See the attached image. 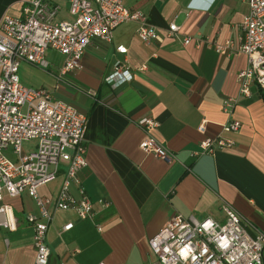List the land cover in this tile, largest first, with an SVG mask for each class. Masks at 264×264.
Masks as SVG:
<instances>
[{"label": "crops", "instance_id": "0c3cea01", "mask_svg": "<svg viewBox=\"0 0 264 264\" xmlns=\"http://www.w3.org/2000/svg\"><path fill=\"white\" fill-rule=\"evenodd\" d=\"M49 1L60 6L58 20L72 19L69 0ZM21 5V0H0V20L6 14L19 16ZM125 5L141 11L162 34L174 22L183 35L197 40L184 44L179 38L164 37L145 44L137 36V23L126 22L113 31L110 42L92 38L81 68L64 76L59 74L64 57L53 50L46 54L48 70L26 62L19 66L23 84L45 87L54 100L86 115V166L78 178L93 202H109L104 209L97 205L91 220H80L72 210L53 212L46 233L48 264H159L149 240L166 220L179 213L223 222L225 205L264 233V102L259 86L252 84L249 94H241L236 80L248 66L246 55L236 51L246 3L125 0ZM228 41L232 47L226 54L213 47ZM118 45L127 47V53L117 52ZM124 59L132 79L117 85L107 82ZM228 97L236 99L231 113L221 107ZM144 117L158 123L151 135L175 154L174 160L140 149L145 133L136 122ZM233 119L240 121V128L222 130ZM203 121L206 136L231 139L233 146L200 153L204 135L197 127ZM65 169L60 166L55 180L38 192L53 200ZM69 192L78 197L75 182ZM4 202L12 206L16 229L0 227V264H33L32 226L26 217L37 213L36 205L26 193L6 196ZM68 222L73 227L64 231Z\"/></svg>", "mask_w": 264, "mask_h": 264}, {"label": "built area", "instance_id": "2783aa9c", "mask_svg": "<svg viewBox=\"0 0 264 264\" xmlns=\"http://www.w3.org/2000/svg\"><path fill=\"white\" fill-rule=\"evenodd\" d=\"M21 2L19 16L6 14L0 20V227L16 229L12 206L4 198L26 193L37 208L36 214L26 217L32 226L33 264H48L50 249L46 233L53 212L72 210L80 220H91L98 213L96 206L104 209L109 202L103 199L93 202L78 178L79 171L86 166V115L64 101L54 100L45 87L23 84L20 64L26 62L48 70L46 54L53 50L64 57L59 69L60 76H64L81 68L82 55L92 38L110 42L113 31L126 22L137 23V36L145 44L161 42L164 37L179 38L184 44L197 39L183 35L174 22L160 33L141 11L128 9L125 0H69L71 20H58L60 6L49 0ZM243 2L248 11L241 23L243 36L236 51L246 55L248 66L237 74L236 80L241 94L247 95L252 84L264 88V0ZM190 7L187 5L191 10ZM213 47L226 54L232 43ZM116 51L126 54L127 47L118 45ZM132 77L133 71L124 59L105 80L117 85ZM235 104L236 99L228 97L223 99L221 107L231 113ZM136 124L145 133L139 144L142 151L168 162L175 159V154L151 135L150 131L158 125L156 121L144 117ZM240 126V121L233 119L224 123L222 130L237 131ZM197 130L204 135L199 141L200 153L229 149L234 144L220 135L206 136L204 121ZM31 140L35 144L25 152L23 143ZM62 165L66 169L59 192L53 200L41 195L39 187L55 180ZM73 182L77 184L78 197L69 192ZM222 210L223 222L211 217H184L179 213L166 220L149 240L158 263L264 264V233L230 205ZM72 227L73 223L68 222L63 230ZM96 229L101 231L99 223ZM5 243L8 245V239Z\"/></svg>", "mask_w": 264, "mask_h": 264}, {"label": "rangeland", "instance_id": "374dc122", "mask_svg": "<svg viewBox=\"0 0 264 264\" xmlns=\"http://www.w3.org/2000/svg\"><path fill=\"white\" fill-rule=\"evenodd\" d=\"M34 144H35V141H33V140L24 142L23 143V150L25 152L29 151L32 148V146H34Z\"/></svg>", "mask_w": 264, "mask_h": 264}, {"label": "trees", "instance_id": "16d2710c", "mask_svg": "<svg viewBox=\"0 0 264 264\" xmlns=\"http://www.w3.org/2000/svg\"><path fill=\"white\" fill-rule=\"evenodd\" d=\"M259 88V92H260V96L264 102V88L258 87Z\"/></svg>", "mask_w": 264, "mask_h": 264}, {"label": "clouds", "instance_id": "9594fccd", "mask_svg": "<svg viewBox=\"0 0 264 264\" xmlns=\"http://www.w3.org/2000/svg\"><path fill=\"white\" fill-rule=\"evenodd\" d=\"M188 5L191 6V7H190L191 9L193 8V7H192V6H193L192 3H189Z\"/></svg>", "mask_w": 264, "mask_h": 264}]
</instances>
